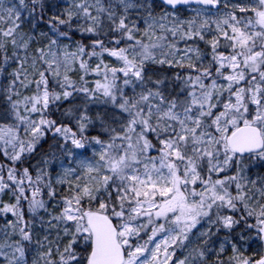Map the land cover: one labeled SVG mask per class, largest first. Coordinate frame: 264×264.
<instances>
[{"label":"snow or ice","instance_id":"snow-or-ice-1","mask_svg":"<svg viewBox=\"0 0 264 264\" xmlns=\"http://www.w3.org/2000/svg\"><path fill=\"white\" fill-rule=\"evenodd\" d=\"M0 264H264V0H0Z\"/></svg>","mask_w":264,"mask_h":264}]
</instances>
